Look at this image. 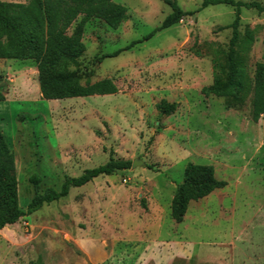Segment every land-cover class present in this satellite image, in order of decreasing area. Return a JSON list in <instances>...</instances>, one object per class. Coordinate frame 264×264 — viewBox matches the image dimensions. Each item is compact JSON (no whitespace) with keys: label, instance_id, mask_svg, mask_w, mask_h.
Listing matches in <instances>:
<instances>
[{"label":"rangeland","instance_id":"374dc122","mask_svg":"<svg viewBox=\"0 0 264 264\" xmlns=\"http://www.w3.org/2000/svg\"><path fill=\"white\" fill-rule=\"evenodd\" d=\"M28 4L30 0H1ZM127 8L118 28L100 17L81 29L85 51L57 66L81 83L111 79L112 95L46 100L34 60L0 59V131L15 153L22 210L66 176L116 159L144 162L95 178L0 234V264H264V114L251 117L256 65L264 62V12L243 8L238 66L243 102L202 89L228 71L235 8L210 5L106 57L161 26L164 0H113ZM196 11L203 0H177ZM257 1L264 5V0ZM79 15L66 31L72 36ZM163 99L179 103L162 115ZM189 162L213 165L226 187L190 204L181 223L171 202ZM14 233H12V232Z\"/></svg>","mask_w":264,"mask_h":264},{"label":"trees","instance_id":"16d2710c","mask_svg":"<svg viewBox=\"0 0 264 264\" xmlns=\"http://www.w3.org/2000/svg\"><path fill=\"white\" fill-rule=\"evenodd\" d=\"M164 1L171 6L172 12L161 26L125 48L103 56L102 59L118 56L150 39L157 31L178 24L185 17L192 16L210 5H230L235 8L234 20L230 25L222 27L232 29L227 51L228 71L224 80L216 78L212 85L202 89V94L227 98V105L230 107L243 102L246 83L243 70L238 66L236 52L240 41L241 13L243 8L257 9L263 13L264 5L257 1L203 0L196 11H185L177 0ZM79 15L83 16L82 20L77 23L73 35L67 36V29L77 21ZM93 17H100L110 27L118 28L128 18L127 8L113 0H30L28 4L0 0V59L36 61L40 69L41 93L46 100L116 94L118 87L111 79L82 84L78 72L57 68L61 63L75 62L83 54L86 47L81 38V29ZM255 74L251 117L253 122H258L264 114V62L257 63ZM5 100L6 96L0 88V102ZM178 106L177 102L163 99L156 108L162 115L170 116L176 112ZM131 166L132 161L116 159L110 155L108 162L86 169L80 176H66L59 190L47 188L44 192L39 189L41 178L33 175L30 179L35 187V195L27 211H24L20 207L15 153L0 131V231L8 225L18 223L21 218L39 210L45 204L68 196L72 188L85 186L99 176L113 175ZM227 184L225 180L217 178L213 165L189 162L185 168L184 180L177 186L171 202L172 219L177 223L183 222L192 202L209 196Z\"/></svg>","mask_w":264,"mask_h":264},{"label":"water","instance_id":"95a60500","mask_svg":"<svg viewBox=\"0 0 264 264\" xmlns=\"http://www.w3.org/2000/svg\"><path fill=\"white\" fill-rule=\"evenodd\" d=\"M144 164V162H142L141 160H139V159H135L133 162H132V168H135L136 166H140V165H143Z\"/></svg>","mask_w":264,"mask_h":264},{"label":"crops","instance_id":"0c3cea01","mask_svg":"<svg viewBox=\"0 0 264 264\" xmlns=\"http://www.w3.org/2000/svg\"><path fill=\"white\" fill-rule=\"evenodd\" d=\"M13 225H14V224H13ZM8 226H10V225H8ZM8 226H6L5 228H3V229L0 231V234L6 231V232L3 234V236H4V235H7V233L10 232V231H9L10 227H8ZM11 232H12V231H11ZM12 233H13V232H12ZM13 234H14V233H13Z\"/></svg>","mask_w":264,"mask_h":264}]
</instances>
